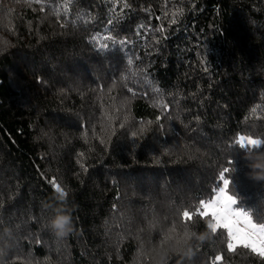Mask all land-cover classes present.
<instances>
[{
  "label": "trees",
  "instance_id": "trees-1",
  "mask_svg": "<svg viewBox=\"0 0 264 264\" xmlns=\"http://www.w3.org/2000/svg\"><path fill=\"white\" fill-rule=\"evenodd\" d=\"M238 135L264 139V0H0L8 264H161L189 229L205 240L167 264H264L196 211L229 168L234 207L264 224ZM53 180L75 208L63 238L45 227Z\"/></svg>",
  "mask_w": 264,
  "mask_h": 264
},
{
  "label": "clouds",
  "instance_id": "clouds-1",
  "mask_svg": "<svg viewBox=\"0 0 264 264\" xmlns=\"http://www.w3.org/2000/svg\"><path fill=\"white\" fill-rule=\"evenodd\" d=\"M242 150H245V159L250 160L248 175L256 181H264V139L256 138L254 143L239 144ZM253 154L255 158L253 159ZM68 191L61 186V188H53L52 203L47 205L50 210L45 219V227L52 232L57 238L67 237L74 231L73 212L74 206L68 204ZM18 225L5 224L3 230L0 231V240L4 243L0 245V264H8L6 259L7 249L11 246L8 241L15 237ZM205 235H200L195 230L189 229L184 236L183 249H177L175 244L170 243L167 249H162L160 256L162 257L161 264H167L169 252L182 251L184 255L191 256L193 249L190 241L193 239L204 241Z\"/></svg>",
  "mask_w": 264,
  "mask_h": 264
},
{
  "label": "snow or ice",
  "instance_id": "snow-or-ice-1",
  "mask_svg": "<svg viewBox=\"0 0 264 264\" xmlns=\"http://www.w3.org/2000/svg\"><path fill=\"white\" fill-rule=\"evenodd\" d=\"M37 3H40V0H36ZM175 22V21H173ZM107 47V45H105ZM250 137L253 142L255 139L253 136L248 135H238L236 139L233 141L235 145L239 144H247V138ZM230 171L229 168H224L222 170V174L220 172V178L223 180V187L219 188V193L214 200H209L207 203L204 200H200L199 203L204 207V211H201L199 208L196 210L199 216H208L209 212L211 211L212 219L208 221V227L211 229L213 233L217 231L218 228L227 229L228 235V243L227 248L228 250H234L235 245L233 241H237L239 244L243 245L245 248H251V250L261 257H264V239L261 240V246L258 247L256 243H249L248 241L251 239L252 234L246 233L245 236H241L240 233L245 232V229H241L236 227L238 224V218L243 217L247 226L249 228L255 229L256 225L251 224V217L246 213L243 212L241 209H232V205L237 203L236 198L232 195H229L226 191L230 185L229 179L224 178L225 173ZM53 188H61L59 183H56L55 180L51 181ZM64 188V187H63ZM184 217L187 221L191 220L192 214L188 211L183 213ZM215 220V223H213ZM261 229H264V224L260 225ZM216 260L220 261L221 256H216Z\"/></svg>",
  "mask_w": 264,
  "mask_h": 264
},
{
  "label": "rangeland",
  "instance_id": "rangeland-1",
  "mask_svg": "<svg viewBox=\"0 0 264 264\" xmlns=\"http://www.w3.org/2000/svg\"><path fill=\"white\" fill-rule=\"evenodd\" d=\"M251 143H254L253 141H250ZM219 193V192H218ZM217 193V195H218ZM217 195L214 197V199L217 197ZM213 199V200H214ZM207 203V202H206ZM233 210H236V208L234 207V205L231 206ZM203 211H204V207H203ZM209 214H211V211L209 212ZM251 224L256 225L255 229L249 228L244 220L243 217L238 218V224L236 225V227H239L241 229H245V232L240 233V235L243 237L246 235V233H251V239L248 241L249 243H256L258 247L261 246V240L264 239V229L260 228V224H255L251 221ZM233 244L235 246L237 245H241L239 244L237 241H233Z\"/></svg>",
  "mask_w": 264,
  "mask_h": 264
}]
</instances>
